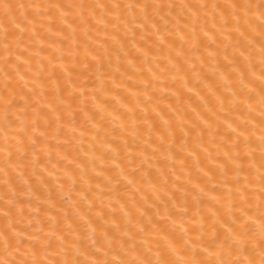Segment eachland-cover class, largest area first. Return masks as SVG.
Wrapping results in <instances>:
<instances>
[{"label":"bare ground","instance_id":"1","mask_svg":"<svg viewBox=\"0 0 264 264\" xmlns=\"http://www.w3.org/2000/svg\"><path fill=\"white\" fill-rule=\"evenodd\" d=\"M262 5L0 0V262L260 264Z\"/></svg>","mask_w":264,"mask_h":264},{"label":"snow or ice","instance_id":"2","mask_svg":"<svg viewBox=\"0 0 264 264\" xmlns=\"http://www.w3.org/2000/svg\"><path fill=\"white\" fill-rule=\"evenodd\" d=\"M262 6H264V5H262ZM260 142H261V146L264 147V136H261V138H260ZM5 215H7V214H5ZM260 228H261V233H262V235H264V224H261V225H260ZM230 231H231V230H230ZM243 234H244V235H247V228H246V226H245V232H244ZM232 239L236 240L237 243L240 242L239 239H238L237 237H232ZM231 247H232V245H229V248H231ZM217 255H219V252L217 253ZM261 257H264V251H262V253H261ZM3 264H9V262L4 261ZM12 264H15V262H12ZM21 264H26V262L21 261ZM34 264H37V262H34ZM221 264H241V261L238 260V259H237V260H232L231 262L221 261ZM247 264H253V262H252L251 260H249V261L247 262ZM260 264H264V259H261V260H260Z\"/></svg>","mask_w":264,"mask_h":264},{"label":"clouds","instance_id":"3","mask_svg":"<svg viewBox=\"0 0 264 264\" xmlns=\"http://www.w3.org/2000/svg\"><path fill=\"white\" fill-rule=\"evenodd\" d=\"M4 252H5V253L8 252V246H7V243H5ZM261 259H264V257H261ZM261 259H260V260H261ZM4 261L9 262V264H12V262H15L14 258H13L12 260H4ZM4 261H3V262H4ZM3 262H0V264H3Z\"/></svg>","mask_w":264,"mask_h":264}]
</instances>
